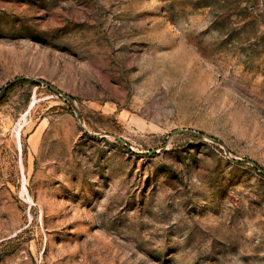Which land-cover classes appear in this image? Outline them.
<instances>
[{
    "label": "rangeland",
    "instance_id": "374dc122",
    "mask_svg": "<svg viewBox=\"0 0 264 264\" xmlns=\"http://www.w3.org/2000/svg\"><path fill=\"white\" fill-rule=\"evenodd\" d=\"M21 76L82 120L6 90L0 264H264V178L223 150L264 170V0H0Z\"/></svg>",
    "mask_w": 264,
    "mask_h": 264
},
{
    "label": "water",
    "instance_id": "95a60500",
    "mask_svg": "<svg viewBox=\"0 0 264 264\" xmlns=\"http://www.w3.org/2000/svg\"><path fill=\"white\" fill-rule=\"evenodd\" d=\"M22 80H25V81H29L31 83H34V84H37V85H42V86H45L47 87L49 90H51L54 94L58 95V96H61L66 102L67 104L71 107V109L73 110L74 112V115L76 117V119L78 120V122L81 124V114L79 112V110L75 107L74 103H73V100L71 98H69L68 96L62 94L57 88L51 86L50 84H48L47 82L41 80V79H34V78H29V77H26V76H21V77H17L13 80H11L10 82H8L1 90H0V99L4 96L7 88L12 85L13 83L17 82V81H22ZM85 130V128H83ZM86 131V130H85ZM173 134H185V135H190V136H193L197 139H201V140H207V141H210L211 143H214V144H217V145H221V143L211 137V136H207L205 134H203L202 132H199V131H194V130H190V129H176L172 132ZM91 136L93 137H98V134L96 133H89ZM119 142L123 143L124 144V141L117 137V136H114ZM224 150V153L230 157L231 159H233L235 162L237 163H240V164H247L249 166H251L253 169H255L263 178H264V170L262 168H260L255 162L251 161V160H248L246 158H240V157H235V156H232L230 155L229 151L226 149V148H223ZM146 153H152V152H146Z\"/></svg>",
    "mask_w": 264,
    "mask_h": 264
},
{
    "label": "trees",
    "instance_id": "16d2710c",
    "mask_svg": "<svg viewBox=\"0 0 264 264\" xmlns=\"http://www.w3.org/2000/svg\"><path fill=\"white\" fill-rule=\"evenodd\" d=\"M24 82H29V81H25V80H22V81H20V82H17V83H15V84H18V83H24ZM31 83V82H30ZM15 84H12V85H10L8 88H7V92L15 85ZM34 84V83H33ZM35 85H37V84H35ZM6 96V94L0 99V103L4 100V97Z\"/></svg>",
    "mask_w": 264,
    "mask_h": 264
}]
</instances>
